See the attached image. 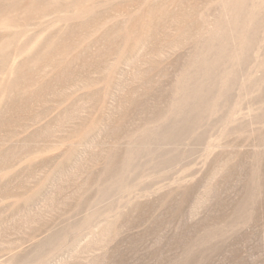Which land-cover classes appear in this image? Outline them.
Wrapping results in <instances>:
<instances>
[{
    "label": "rangeland",
    "instance_id": "obj_1",
    "mask_svg": "<svg viewBox=\"0 0 264 264\" xmlns=\"http://www.w3.org/2000/svg\"><path fill=\"white\" fill-rule=\"evenodd\" d=\"M0 264H264V0H0Z\"/></svg>",
    "mask_w": 264,
    "mask_h": 264
}]
</instances>
